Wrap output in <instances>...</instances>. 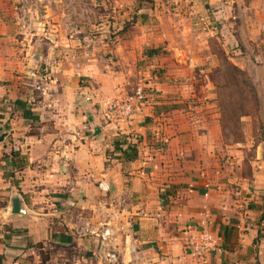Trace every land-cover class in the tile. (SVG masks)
I'll list each match as a JSON object with an SVG mask.
<instances>
[{"label":"crops","instance_id":"0c3cea01","mask_svg":"<svg viewBox=\"0 0 264 264\" xmlns=\"http://www.w3.org/2000/svg\"><path fill=\"white\" fill-rule=\"evenodd\" d=\"M58 1L22 4L30 24L0 0V264H264L253 195L215 172L217 113L195 102L206 48L180 22L204 0L109 2L97 34ZM135 86L147 103L108 121L106 102ZM119 133L135 158L113 151ZM201 229L216 245L195 253Z\"/></svg>","mask_w":264,"mask_h":264},{"label":"rangeland","instance_id":"374dc122","mask_svg":"<svg viewBox=\"0 0 264 264\" xmlns=\"http://www.w3.org/2000/svg\"><path fill=\"white\" fill-rule=\"evenodd\" d=\"M35 1L14 0L16 14L20 13L23 20H28L30 24L35 23L36 15L31 12L25 15L21 6L25 3L35 7ZM109 2L112 4L116 0H59L55 7L59 9V13H68L75 23L82 20V14L86 15L90 33L97 34L95 23L100 14L108 6L111 7ZM52 4L55 5L53 1L47 2L49 7ZM195 15L197 19L192 22L191 27L188 26V21L180 24L196 30L194 36L197 46L206 48V63L195 67L191 80L196 91L195 98L200 99L195 102L202 108L217 113L220 144L216 151L215 172L235 178L234 182H229L231 188H241L244 185L243 188L253 195L249 205L252 206L253 220L260 226L258 236L262 237L264 0H204L195 7ZM29 18L32 20L29 21ZM37 26L34 25L31 30L35 31ZM232 65L242 72L237 73ZM149 94L150 92L146 95V103ZM222 126L227 136L222 135Z\"/></svg>","mask_w":264,"mask_h":264},{"label":"built area","instance_id":"2783aa9c","mask_svg":"<svg viewBox=\"0 0 264 264\" xmlns=\"http://www.w3.org/2000/svg\"><path fill=\"white\" fill-rule=\"evenodd\" d=\"M147 91L142 86H135L132 90L125 92L122 95H117L106 102V113L108 121L124 120L132 116L133 113L139 111L146 103ZM98 186L102 190H108V186L104 182H99ZM109 230L104 229L101 233L102 238L109 235ZM193 239L190 245L195 253H204L212 250L216 245V238L212 233L206 230L196 231L192 235ZM110 260H116L114 253H109Z\"/></svg>","mask_w":264,"mask_h":264},{"label":"trees","instance_id":"16d2710c","mask_svg":"<svg viewBox=\"0 0 264 264\" xmlns=\"http://www.w3.org/2000/svg\"><path fill=\"white\" fill-rule=\"evenodd\" d=\"M232 66H233V69L237 73L242 72V70H240L239 68H236L234 65ZM15 104L25 107V104L19 101H15ZM25 117L31 118L33 120L38 119L37 116L31 115L29 112L28 114L26 113ZM222 135L227 136V133L225 132L223 126H222ZM123 145H125V148H123ZM113 151L119 152L122 156H124V159H127V160L133 159L137 155V149L135 148V146L127 141L125 134H120V133L118 137L116 138V140L114 141ZM1 261H2V255L0 254V263Z\"/></svg>","mask_w":264,"mask_h":264},{"label":"water","instance_id":"95a60500","mask_svg":"<svg viewBox=\"0 0 264 264\" xmlns=\"http://www.w3.org/2000/svg\"><path fill=\"white\" fill-rule=\"evenodd\" d=\"M95 131L98 132L99 129L96 128ZM1 138H2V135L0 136V139ZM261 156L264 157V148L261 151ZM9 211L10 213H21L24 211L23 208H21V202H20L18 195L11 196V204H10Z\"/></svg>","mask_w":264,"mask_h":264}]
</instances>
